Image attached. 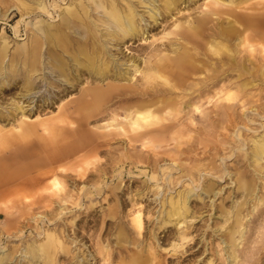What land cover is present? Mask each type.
Segmentation results:
<instances>
[{"label":"rangeland","instance_id":"obj_1","mask_svg":"<svg viewBox=\"0 0 264 264\" xmlns=\"http://www.w3.org/2000/svg\"><path fill=\"white\" fill-rule=\"evenodd\" d=\"M0 90V264H264V0H0Z\"/></svg>","mask_w":264,"mask_h":264},{"label":"bare ground","instance_id":"obj_2","mask_svg":"<svg viewBox=\"0 0 264 264\" xmlns=\"http://www.w3.org/2000/svg\"><path fill=\"white\" fill-rule=\"evenodd\" d=\"M246 18H244V19H242V22H243V28H246V27H251V25H253V21L251 20V19H247V20H245ZM49 24V23H48ZM220 35V34H219ZM243 43H244V45L246 44L247 46H248V48H253V44H250L249 43V41H250V39H249V37L247 38V36H245L243 39ZM241 40V41H242ZM73 42H76V41H73ZM58 43H60V45H62L63 47H64V41H59ZM222 43V42H221ZM99 44V43H98ZM78 45V47H79V49H81V50H84L85 51V45H81L80 44V42L77 44ZM69 46H72V45H69ZM213 47V46H212ZM66 48V47H65ZM63 49V48H62ZM74 49V48H73ZM78 52V51H77ZM32 57V55H25V64H28V62H26L27 60H29L30 58ZM88 59V58H87ZM93 62V61H92ZM87 64H89L90 65V62L89 63H87ZM92 65V64H91ZM90 65V66H91ZM163 67H164V64L163 65H159L158 66V69L159 70H162L163 69ZM101 68V67H100ZM97 74V73H96ZM99 74V73H98ZM102 74H103V72H102ZM98 75V77L100 78V79H102L103 77H104V75ZM116 76V75H115ZM75 77V76H74ZM91 77V76H90ZM113 77V76H112ZM118 78V77H117ZM1 91V90H0ZM82 95L83 96H85V95H90L92 98H94V99H96V100H101L102 98H107L108 96H109V92H102V91H98V90H91V89H86V90H84V91H82ZM53 98V97H52ZM46 105V104H45ZM15 109V108H14ZM145 115H147V114H145ZM144 117V116H143ZM60 124H63V122H61L60 121V123H59V125ZM40 125V126H39ZM38 126L39 127H44L43 128V130H41L42 132L43 131H46V133L48 134L47 135V138H45L46 140H44L43 139V142L44 143H47V146H49V143H52V150H50V151H52V155H53V160H51V163H53V164H56V162L58 161V160H60V158H61V152L62 151H58L57 149H56V145H57V143L59 142V130H61L60 128V126L58 127H56V126H52V125H49V124H46V123H43V124H39ZM18 129V128H17ZM22 132H25V133H28V131L27 130H20L19 131V133L18 132H16V131H12L11 132V134H10V136H4V137H0V147L2 146V144H3V142L4 141H6V142H8V141H10L11 143H15V142H17V141H19V139L21 138V135H22ZM43 134V133H42ZM45 134V133H44ZM54 149V150H53ZM56 149V150H55ZM45 168V167H44ZM0 174H1V172H0ZM34 184H36V182H34ZM264 186V185H263ZM2 197V196H1ZM181 201V200H180ZM40 249V248H39ZM190 249V248H189Z\"/></svg>","mask_w":264,"mask_h":264},{"label":"crops","instance_id":"obj_3","mask_svg":"<svg viewBox=\"0 0 264 264\" xmlns=\"http://www.w3.org/2000/svg\"><path fill=\"white\" fill-rule=\"evenodd\" d=\"M34 182H36V180L32 182V185L38 186V183L37 184H34ZM36 186H31V187H36Z\"/></svg>","mask_w":264,"mask_h":264}]
</instances>
